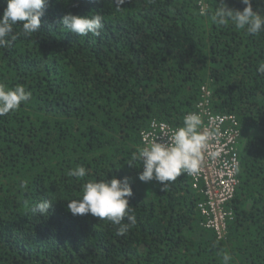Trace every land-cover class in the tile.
I'll return each mask as SVG.
<instances>
[{
	"label": "trees",
	"instance_id": "16d2710c",
	"mask_svg": "<svg viewBox=\"0 0 264 264\" xmlns=\"http://www.w3.org/2000/svg\"><path fill=\"white\" fill-rule=\"evenodd\" d=\"M48 0L40 30L18 24L0 47V82L31 99L0 116V264H264V31L212 22L219 0ZM242 10L240 0H225ZM264 14V0H252ZM7 0H0V18ZM103 16L99 37L67 30L68 13ZM210 106L236 114L244 138L240 186L223 240L202 227L204 199L182 174L141 182L133 160L151 119L182 126L203 87ZM88 175H69L76 166ZM129 177L136 223L73 215L87 180ZM52 207L41 216L42 200ZM126 222V221H125Z\"/></svg>",
	"mask_w": 264,
	"mask_h": 264
},
{
	"label": "clouds",
	"instance_id": "9594fccd",
	"mask_svg": "<svg viewBox=\"0 0 264 264\" xmlns=\"http://www.w3.org/2000/svg\"><path fill=\"white\" fill-rule=\"evenodd\" d=\"M48 0H7L2 18H0V47L7 44L6 37L13 33V28L20 25L24 34L30 35L40 30L41 18L44 16ZM117 10L127 0H114ZM242 10H233L225 0L216 2L211 13L213 23L225 26L231 24L237 30L256 35L264 31V14L254 10L252 0H240ZM207 14V10H204ZM61 24L78 36L92 34L99 37L104 28L101 14L76 15L68 13L62 17ZM12 39L16 37L11 35ZM258 72L264 74V62L259 64ZM31 99V92L23 85L9 88L0 82V116L17 110L22 103ZM215 135L203 129V119L199 113L184 116L182 126L171 130L166 142H158V138L146 145L138 146L133 160L142 165L138 179L141 182L158 181L163 190L168 183L182 174H197L203 164V153L208 149L209 140ZM215 158L218 152L211 153ZM235 166V165H234ZM69 175L77 180L85 178L88 173L84 166L78 165L69 171ZM133 195L129 177L123 179L112 177L107 179L87 180L82 187V195L78 199L68 201L67 210L73 215L90 214L99 220H108L119 226L117 235H125L135 225L136 217L129 200ZM52 207L50 200H42L32 209L41 216L48 214ZM126 221V222H125ZM230 256L225 255V264Z\"/></svg>",
	"mask_w": 264,
	"mask_h": 264
},
{
	"label": "built area",
	"instance_id": "2783aa9c",
	"mask_svg": "<svg viewBox=\"0 0 264 264\" xmlns=\"http://www.w3.org/2000/svg\"><path fill=\"white\" fill-rule=\"evenodd\" d=\"M199 6L201 12L205 13V8L208 9L207 0H199ZM202 89V101L197 109L189 113H199L203 119V129L212 131L215 135L209 140L208 149L203 153V164L199 172L187 175L192 179L193 186L204 195V199L198 204L202 227L213 231L217 239L223 240L229 233V225L234 218L233 211L227 205L240 186V152L244 131L236 114L216 112L211 108L212 88L204 86ZM176 127L179 126L151 119L148 127L141 132L142 145L157 138L158 142H166L167 135ZM213 152H218L219 155L213 158ZM142 170L141 166L139 173Z\"/></svg>",
	"mask_w": 264,
	"mask_h": 264
}]
</instances>
